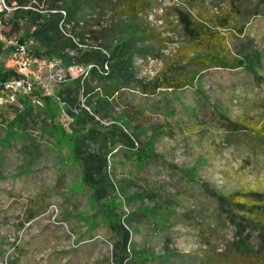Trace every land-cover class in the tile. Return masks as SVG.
I'll return each instance as SVG.
<instances>
[{"label":"rangeland","instance_id":"1","mask_svg":"<svg viewBox=\"0 0 264 264\" xmlns=\"http://www.w3.org/2000/svg\"><path fill=\"white\" fill-rule=\"evenodd\" d=\"M180 11L199 22L207 38L192 40ZM115 12L98 15L87 6L79 23L99 30ZM134 24L150 30L133 54L137 80L119 97L104 98L97 89L88 97L101 130L117 123L133 140L116 137L108 167L117 186L107 201L122 210L120 223L129 230L131 256L122 264L258 263L253 253L237 256L224 248L237 236L218 196L264 204L254 194L264 191V139L256 134L264 124V0H148ZM30 29L20 21L15 33L34 48ZM214 47L229 61L249 57L252 69L193 59ZM64 84L49 82L40 95L53 106ZM16 107L0 110V264H116L117 236L81 184L67 137L58 143L60 134L48 129L56 124L68 134L70 118L61 105L53 116L49 107L34 106L25 127L14 123L9 136ZM231 205L264 256L254 224L264 226V214ZM212 246L224 249L216 255Z\"/></svg>","mask_w":264,"mask_h":264},{"label":"trees","instance_id":"2","mask_svg":"<svg viewBox=\"0 0 264 264\" xmlns=\"http://www.w3.org/2000/svg\"><path fill=\"white\" fill-rule=\"evenodd\" d=\"M8 1H15L19 7L10 17L6 18L7 31L9 33L16 32L19 29L20 21L27 22L31 29L26 37L34 42L33 51L35 54L47 58H57L63 65L89 63L97 65V67H91L84 78L75 77L65 82L64 86L56 92L57 98L55 102L52 101L53 106H50L48 96H42L39 92L32 91L19 97L16 104H0V110L6 106H18L13 119L8 124L7 133L12 136L14 133L13 124L24 128L32 115L34 106L42 105L45 110L46 107H49L51 116H53L56 107L62 106L70 118V132L63 134L60 126L56 124H50L48 129L60 134L59 139H57L58 143L63 142L64 137H67L66 143H69L70 157L72 160L78 161L80 166L81 184L89 189L90 197L100 206L98 207L99 211L104 215L108 229L117 236L116 242L119 245L114 252V261L116 264H122L124 259L131 256V252L126 249L129 230L120 223L122 210L117 213L115 211L118 207L117 204H114L113 201H107L116 194L115 187L117 186V182L111 178L108 167L112 163L109 156L115 148L116 137H123L130 145H133V140L125 132L123 126L117 123L112 124L113 129L101 130L100 122L95 118V114L99 110L95 104L92 105L91 102H88V97L94 89H97L104 98L119 97L123 88L132 85L131 83L137 80L132 71L133 54L137 48V42L150 30L145 25L134 24V18L148 7V0ZM87 6L92 7L98 15L104 11L112 10H116V14L111 16L108 24L101 26L99 30H95L86 27V21L82 24L79 23L83 20V11ZM61 10L64 11V14ZM180 19L192 40L199 42L201 39L207 38L206 30L199 22L191 19L187 13L180 11ZM226 21L221 22L220 25H226L228 23ZM20 39L24 40V38ZM87 40L91 43H87ZM4 53V49L0 45V79L9 77L14 73L13 70L3 68ZM193 59L205 66L221 65L236 68L244 65L248 70L253 67L252 64H249V57L246 58L248 60L242 57H237L232 61L226 60L224 52L218 47L206 50L204 55H199ZM104 64L107 65V68L103 67ZM158 76L159 72L150 81L153 85ZM184 85V82H180L177 86L183 87ZM34 94H37L36 99L32 101ZM81 98H83L86 106L82 105L84 102H81ZM53 107L54 109H52ZM236 124L238 126L235 129H240L242 124ZM256 134L260 139H264V124L261 125ZM7 140V137H3V142ZM139 163L143 164L144 162ZM254 194L257 200H264V191ZM218 199L221 205L223 202L226 203L231 215L229 218L235 225L237 236L236 240H232L224 248L233 247L237 256L241 255L240 253H253L257 257L258 263L256 264H264V256H258V250H255L250 243L249 233H244L246 225L236 219L238 216L231 209L233 207L231 204H233L235 208L243 207L252 214H264V204L255 203L247 198L240 201L233 194L219 195ZM240 217L247 219L244 215ZM247 221L250 220L247 219ZM254 224L258 227L259 237L264 239V226L258 221H255ZM224 248L212 246L210 249L219 255ZM260 248H264V242ZM209 256L211 257V255Z\"/></svg>","mask_w":264,"mask_h":264},{"label":"built area","instance_id":"3","mask_svg":"<svg viewBox=\"0 0 264 264\" xmlns=\"http://www.w3.org/2000/svg\"><path fill=\"white\" fill-rule=\"evenodd\" d=\"M15 1L0 0V45L4 49L2 66L13 70L9 77L0 79V104L18 102L23 94L48 89L49 82H67L75 77L84 78L96 64H61L57 58H47L34 53L31 41H24L16 33H9L6 18L17 9ZM64 14V11L61 10ZM107 68V65H103ZM35 101V98L32 99Z\"/></svg>","mask_w":264,"mask_h":264},{"label":"crops","instance_id":"4","mask_svg":"<svg viewBox=\"0 0 264 264\" xmlns=\"http://www.w3.org/2000/svg\"><path fill=\"white\" fill-rule=\"evenodd\" d=\"M15 33V32H14Z\"/></svg>","mask_w":264,"mask_h":264}]
</instances>
